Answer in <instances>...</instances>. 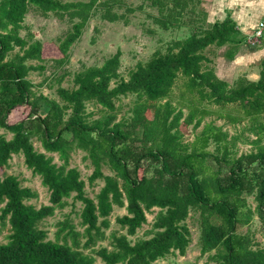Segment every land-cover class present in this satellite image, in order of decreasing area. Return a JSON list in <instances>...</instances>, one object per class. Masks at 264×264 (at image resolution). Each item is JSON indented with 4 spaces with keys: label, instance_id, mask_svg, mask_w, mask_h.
Masks as SVG:
<instances>
[{
    "label": "trees",
    "instance_id": "16d2710c",
    "mask_svg": "<svg viewBox=\"0 0 264 264\" xmlns=\"http://www.w3.org/2000/svg\"><path fill=\"white\" fill-rule=\"evenodd\" d=\"M144 1L157 9L148 13L157 27L148 28V35L162 31L183 38L138 63L128 78L118 51L102 65L74 72L72 86L65 87L70 72L64 66L88 21H122L129 27L127 13L134 9L117 13L124 0H0V128L12 134L11 139L0 134V169L22 157L49 192L48 205L36 207L30 203L35 191L14 175H0V237L6 226L11 231L7 244L0 242V264H94L95 258L102 264H161L171 255H186L191 213L198 216V247L207 264H264V248L253 235L256 218L264 234V74L256 83L239 78L231 86L216 77L211 58L228 48L225 58L231 60L240 44L229 42L233 34L226 22L206 29L203 0ZM30 12L71 21L72 30L54 45L61 57L44 56L51 43L32 32L19 36L28 31L24 21ZM48 61L54 70L35 84L31 73L43 76ZM43 86L56 98L35 90ZM128 97L132 116L118 120L117 103ZM89 105L100 107L102 115L93 118ZM24 106L29 114L10 121L12 111ZM213 115L227 124L247 119L242 133L254 139L230 136L210 122L194 143L183 144L182 127L196 132ZM238 143L250 149L239 153ZM77 152L93 168L90 185L104 183L95 198L80 170L70 166ZM69 199L82 204L85 231H76L65 218L49 241L40 224ZM114 208L125 213L115 218L119 230L107 237ZM152 213L145 238L130 240ZM105 241L109 245L96 250Z\"/></svg>",
    "mask_w": 264,
    "mask_h": 264
},
{
    "label": "rangeland",
    "instance_id": "374dc122",
    "mask_svg": "<svg viewBox=\"0 0 264 264\" xmlns=\"http://www.w3.org/2000/svg\"><path fill=\"white\" fill-rule=\"evenodd\" d=\"M63 2L70 1H80V0H61ZM83 2H88L90 0H82ZM125 5L119 9H115L117 13H125L127 7H131L134 9L133 12L127 13V20L129 22L128 25H124L122 21L120 22H109L106 20H100L99 18H94L88 21L84 31L82 38L79 42L75 43L70 52V62L64 67L67 71L70 72V78L65 80L64 86L70 87L72 86V75L76 71L82 70L84 67H90L95 65H102L104 61L116 53L118 51L121 53V61H122V73L125 78H128L129 72L134 69L138 63L147 62L152 55L159 49L164 50L165 44L173 39H182V34H176L171 32H162L158 31L156 36L148 35L146 30L148 28H156V25L153 23L152 19L148 18V13L156 14L157 9H154L149 6L148 2L144 0H124ZM141 5L142 8H139ZM149 20L146 22V20ZM25 25H27L28 31L20 32L19 36L21 38H26L29 32H32L37 39L42 43H51L45 46L44 48V56L48 57H61L58 49L54 46H57V40L63 39L68 31L72 29V23L68 19L67 16L64 18H57L54 14H49L44 17L40 14V12H30L25 17ZM146 23V24H144ZM153 23V24H152ZM148 25V27H146ZM154 25V27H153ZM146 28V29H145ZM162 41V44H159ZM54 43V44H53ZM211 57V56H210ZM48 59V58H47ZM216 62L214 57L211 58ZM48 65L47 71L43 73V76H40L39 72H32L30 78L34 81L35 84H40L44 81L45 77H49L50 73L54 70L52 68L51 63L48 61L46 63ZM63 67V69H64ZM228 65L222 66L217 70V73H220V77L223 79L229 80L228 77ZM36 91L43 93L45 96L50 98H56L55 92L53 90H49L46 86L41 88H36ZM176 95L182 92V88L174 89ZM177 98V97H176ZM176 102H173V106H176ZM120 107V111L118 112V120L122 118L129 119L132 114L129 112V109L132 107V97L122 98L120 102L117 103ZM185 114H188V110L185 106H182ZM215 108V106H213ZM101 108L89 105L88 111L89 113H94L93 118H99L101 113ZM30 112V108L28 106L17 107L15 108L10 116V121L17 120L26 117ZM235 114V113H234ZM210 122H214L216 127H223L224 130L228 131L230 136L239 135L242 133V128L245 127L248 123L247 119L241 121V123L236 124H227L225 120L216 119V115L207 116L204 119L202 125L198 128L196 132L193 131V127L190 126L187 128L182 127V134L184 135L183 144H192L196 140L198 135L204 131V128ZM0 134H5L8 139H11L12 134L0 128ZM244 138L249 137L250 139H254L252 134H248L244 132ZM264 145V143H263ZM239 147V153H245L250 149V146L242 145L240 143L237 144ZM36 147L43 152L40 144L36 142ZM211 152H213V147L210 148ZM189 151V150H188ZM55 162H57V157L55 156ZM90 163L88 161L83 160V154L81 152L73 153L70 158V166L76 167L80 170L83 179L86 181V190L90 197L95 198V195L100 191L104 183L102 181H97L95 184L90 185L89 176L93 172V168H91ZM14 175L18 177V179L22 182V185L25 187H30L33 191L37 193V198L31 200L30 203L39 207L41 205H48V197L49 192L46 188L41 185V181L39 177L34 176L32 171L29 170L24 164V159L22 157L14 156V158L10 162L9 169H0V175ZM250 204L255 207V203L253 202V197L249 199ZM73 204V205H72ZM82 208V204L80 202H73L72 199L67 201V205L62 210H56L52 217L47 218L40 224V227L47 231V238L49 241L55 240V232L57 231V224L63 221L65 218H70L73 226L76 231L83 232L85 231V227L81 225V216L80 212ZM155 211V210H152ZM125 213L123 209L114 208L109 220L110 227L105 230L106 236H110L112 232L118 231L119 226L115 224V218L117 216H121ZM193 215V213H191ZM190 216L187 219V224L191 229L192 235V243L186 253V255H171L167 259L162 260L161 264H207V256L200 257V251L198 247L199 237H200V227L198 216ZM147 223L144 224L140 229L137 230V234L135 239H143L145 238L144 234L146 231L150 229V225L154 214H146ZM255 226L253 227V235L255 237V242L260 245L261 248H264V234H262L260 229V223L258 218L255 219ZM10 226H6L2 232V236L0 237V242L2 244H7L6 238L10 235ZM121 232V231H119ZM85 240H82L84 243ZM109 245V241H105L102 244H97L96 250L100 247H107ZM94 264H102L100 259L95 258Z\"/></svg>",
    "mask_w": 264,
    "mask_h": 264
},
{
    "label": "crops",
    "instance_id": "0c3cea01",
    "mask_svg": "<svg viewBox=\"0 0 264 264\" xmlns=\"http://www.w3.org/2000/svg\"><path fill=\"white\" fill-rule=\"evenodd\" d=\"M200 8L205 14L206 29L216 23L226 22L233 34L229 42L240 44L231 60L225 58L228 48L217 51L214 58L216 62L213 61L211 65L216 77L229 86L239 78L248 83L258 82L260 75L264 74V37L257 48H250L247 40L264 18V0H203ZM227 65L229 80L221 78L220 73H217L218 69Z\"/></svg>",
    "mask_w": 264,
    "mask_h": 264
},
{
    "label": "built area",
    "instance_id": "2783aa9c",
    "mask_svg": "<svg viewBox=\"0 0 264 264\" xmlns=\"http://www.w3.org/2000/svg\"><path fill=\"white\" fill-rule=\"evenodd\" d=\"M263 37H264V18L260 21L257 29L252 34V36L248 38L247 45L250 48H257L260 45Z\"/></svg>",
    "mask_w": 264,
    "mask_h": 264
}]
</instances>
